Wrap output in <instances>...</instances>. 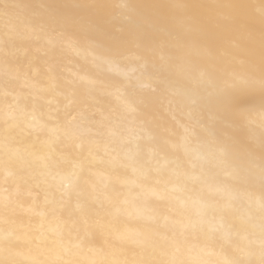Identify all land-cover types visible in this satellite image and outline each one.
Returning <instances> with one entry per match:
<instances>
[{
    "label": "bare ground",
    "instance_id": "obj_1",
    "mask_svg": "<svg viewBox=\"0 0 264 264\" xmlns=\"http://www.w3.org/2000/svg\"><path fill=\"white\" fill-rule=\"evenodd\" d=\"M262 8L0 0V264H261Z\"/></svg>",
    "mask_w": 264,
    "mask_h": 264
},
{
    "label": "snow or ice",
    "instance_id": "obj_2",
    "mask_svg": "<svg viewBox=\"0 0 264 264\" xmlns=\"http://www.w3.org/2000/svg\"><path fill=\"white\" fill-rule=\"evenodd\" d=\"M5 14H8V12L10 10H14V9H18L21 7V5L19 4H15V3H5L2 5ZM31 7L33 9V14L34 16H36L37 18H39V13L41 10H47L49 13V18L53 20V22H57L56 21V15H55V5H49V4H39V5H35V6H28ZM262 15H264V8H262L261 10ZM234 79L236 80V82L243 84L246 83L245 81H243L239 76L234 77ZM262 86H264V82H262ZM229 102V101H226ZM228 142L226 140H222L221 141V148L220 151L222 154H228ZM261 165H260V169H259V175H260V180H261V190L262 192H264V133H262V141H261ZM248 151H252L251 147H249ZM254 174V169L249 168L247 170V172L245 173V175L247 176H251ZM262 207H264V204H262ZM261 249L262 251H264V225H262V230H261ZM261 264H264V260L261 261Z\"/></svg>",
    "mask_w": 264,
    "mask_h": 264
}]
</instances>
